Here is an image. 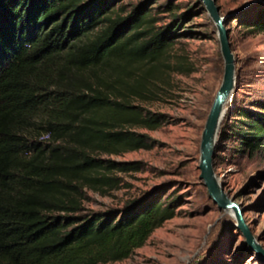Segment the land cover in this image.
I'll return each mask as SVG.
<instances>
[{"label": "trees", "instance_id": "16d2710c", "mask_svg": "<svg viewBox=\"0 0 264 264\" xmlns=\"http://www.w3.org/2000/svg\"><path fill=\"white\" fill-rule=\"evenodd\" d=\"M112 1L0 0V264L118 262L176 215V200L145 196L119 210L81 207L84 188L101 191L114 186L112 172L139 171L101 156L152 147L132 129L155 130L164 117L133 101L153 96L186 15L155 29L141 5L110 19ZM249 7L258 11L245 27L264 33V4ZM227 113L219 139L264 151V102L233 106L234 127Z\"/></svg>", "mask_w": 264, "mask_h": 264}, {"label": "rangeland", "instance_id": "374dc122", "mask_svg": "<svg viewBox=\"0 0 264 264\" xmlns=\"http://www.w3.org/2000/svg\"><path fill=\"white\" fill-rule=\"evenodd\" d=\"M252 3L264 4V0H215L221 17L234 16L224 24L234 59L235 84L225 104L230 115L226 122L233 127L241 121L231 116L233 106L264 102V33L245 27L258 11L249 7ZM140 5L151 9L155 29L186 14L175 24V38L160 59L161 75L150 87L153 96L146 102L133 101L144 111L162 115L164 124L152 131L132 129L147 136L150 149L101 156L136 162L139 171L112 172L114 186L101 191L84 188L81 207L85 212L119 210L145 196L174 199L177 208L176 215L128 258L107 264H264L246 245L233 215L217 209L199 179L201 134L223 73L216 28L199 0H113L108 17H126ZM106 25L102 23L93 32ZM213 169L224 193L240 206L251 234L264 249V151L249 154L233 136L222 140L218 132Z\"/></svg>", "mask_w": 264, "mask_h": 264}, {"label": "water", "instance_id": "95a60500", "mask_svg": "<svg viewBox=\"0 0 264 264\" xmlns=\"http://www.w3.org/2000/svg\"><path fill=\"white\" fill-rule=\"evenodd\" d=\"M209 18L212 20L220 45V54L223 61V73L221 84L214 95V99L209 110L204 129L201 134L199 145V166L200 171L199 179L205 187L208 197L212 203L216 205L220 211H230L236 222L237 230L242 234L245 239L246 245L255 253L258 259L264 263V249L256 242L251 234L248 226L246 225L240 206L231 201L224 193L223 186L219 179L215 176L213 169V157L216 145V140L225 112V104L233 91L234 79V59L230 50L228 42V31L224 24L228 15L221 17L219 9L215 5V0H199Z\"/></svg>", "mask_w": 264, "mask_h": 264}, {"label": "bare ground", "instance_id": "6f19581e", "mask_svg": "<svg viewBox=\"0 0 264 264\" xmlns=\"http://www.w3.org/2000/svg\"><path fill=\"white\" fill-rule=\"evenodd\" d=\"M225 114H226V109H225V112H224V115H223V118H224V116H225ZM223 120V119H222ZM222 122V121H221ZM230 214H232L230 211H228ZM233 215V214H232Z\"/></svg>", "mask_w": 264, "mask_h": 264}, {"label": "built area", "instance_id": "2783aa9c", "mask_svg": "<svg viewBox=\"0 0 264 264\" xmlns=\"http://www.w3.org/2000/svg\"><path fill=\"white\" fill-rule=\"evenodd\" d=\"M41 138H45V137H41Z\"/></svg>", "mask_w": 264, "mask_h": 264}]
</instances>
